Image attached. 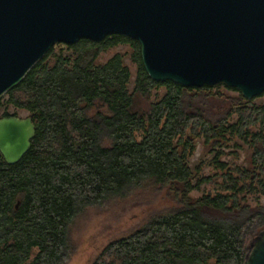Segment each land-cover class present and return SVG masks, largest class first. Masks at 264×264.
<instances>
[{
	"label": "trees",
	"instance_id": "trees-1",
	"mask_svg": "<svg viewBox=\"0 0 264 264\" xmlns=\"http://www.w3.org/2000/svg\"><path fill=\"white\" fill-rule=\"evenodd\" d=\"M119 45L131 48L136 64L131 90L121 55L97 63ZM62 48L50 65L51 48L6 93L7 105L31 117L35 136L17 164L0 156V264H68L75 224L90 211L102 213L137 191L134 198L154 197L167 188L177 205L109 242L91 264H243L264 230V207L239 202L238 192L251 189L250 174L226 173L227 193L193 199L203 180L186 162L194 149L190 136L216 148L231 133L247 142L264 195V105L213 87L154 82L139 43L124 36ZM161 87L164 95L150 102Z\"/></svg>",
	"mask_w": 264,
	"mask_h": 264
},
{
	"label": "water",
	"instance_id": "water-1",
	"mask_svg": "<svg viewBox=\"0 0 264 264\" xmlns=\"http://www.w3.org/2000/svg\"><path fill=\"white\" fill-rule=\"evenodd\" d=\"M111 35L139 43L154 82L264 93V0H0V99L55 44ZM34 136L28 113L1 117L4 163L17 164ZM243 264H264V230Z\"/></svg>",
	"mask_w": 264,
	"mask_h": 264
},
{
	"label": "rangeland",
	"instance_id": "rangeland-1",
	"mask_svg": "<svg viewBox=\"0 0 264 264\" xmlns=\"http://www.w3.org/2000/svg\"><path fill=\"white\" fill-rule=\"evenodd\" d=\"M64 45L55 44L48 57L49 64L54 61V56L59 54ZM119 54L123 58V64L128 68L131 74V83L129 89L133 87L136 74V64L132 60V50L127 45L116 46L100 54L97 63L104 64L109 58ZM215 85L213 91L220 92L226 96L236 97L239 91ZM163 87L153 90L150 102L158 100L164 95ZM241 95V94H240ZM7 95L0 99V117L7 113L10 116L24 118L27 112L18 110L6 104ZM254 105H264V94L253 99L246 100ZM236 122L234 116L230 124ZM138 140L141 136L138 134ZM193 152L187 159V165L193 173L199 169V177L202 179L200 185L191 192L190 197L193 199L204 195H214L216 193H227L223 190V175L231 173L234 177L237 171H246L250 178L246 180V185H251V189H242L238 192V198L241 205H246L250 209H260L264 207V195L259 192L258 181L254 168L251 164V151L247 142L240 140L234 135L227 134L219 142V146L212 148L204 143L202 138H193ZM194 180V185L196 184ZM139 192H135L138 195ZM130 198L129 200L115 201L108 206L104 212L90 211L88 216L75 224L72 233V239L75 242V252L70 258L68 264H91L99 252L111 241L120 239L135 229L141 227L149 215L156 212L175 207L177 205L174 193L170 189H163L154 197L149 199V195L142 197ZM147 199V200H143ZM36 251H33V254ZM210 264H215L213 261Z\"/></svg>",
	"mask_w": 264,
	"mask_h": 264
}]
</instances>
